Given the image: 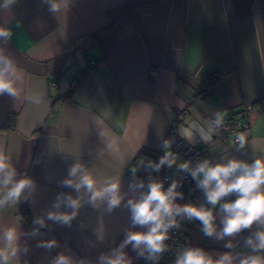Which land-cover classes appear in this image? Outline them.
I'll return each instance as SVG.
<instances>
[{
  "label": "crops",
  "instance_id": "0c3cea01",
  "mask_svg": "<svg viewBox=\"0 0 264 264\" xmlns=\"http://www.w3.org/2000/svg\"><path fill=\"white\" fill-rule=\"evenodd\" d=\"M0 27L12 31L0 46L19 75L18 95H0V155L10 159L17 180L34 184L16 205L0 204V230L15 227L20 234L22 251L13 264H53L58 254L95 264L127 231H143L131 226L125 206L143 190L130 185L151 170L147 163L161 157L165 140L171 146L172 126L201 149V160L264 157V0H71L55 14L47 0H0ZM214 74L220 79L207 85ZM217 113L249 123L244 149L231 138L215 140L210 121ZM8 115L13 128L2 127ZM201 129H211V140L201 139ZM173 154L175 173L185 159ZM77 162L98 181H120L119 207H94L83 191L62 186ZM60 193L83 197L70 226L47 220ZM204 203V197L193 202ZM37 217L46 219L45 227L34 225ZM216 222L220 227L219 216ZM180 227V249L199 247L214 256L250 254L245 240L259 230L254 224L218 241L203 234L199 221L180 220ZM229 239L232 249L224 248ZM51 240L54 247L40 246ZM124 251L132 264H155L131 245Z\"/></svg>",
  "mask_w": 264,
  "mask_h": 264
},
{
  "label": "clouds",
  "instance_id": "9594fccd",
  "mask_svg": "<svg viewBox=\"0 0 264 264\" xmlns=\"http://www.w3.org/2000/svg\"><path fill=\"white\" fill-rule=\"evenodd\" d=\"M6 4L13 0H5ZM49 11L59 13L70 5L71 0H47ZM10 28L0 27V41L7 42L11 39ZM19 80L17 65L14 59L0 46V95L7 94L11 97L18 95L15 87ZM39 103V100L35 101ZM223 116L216 114L214 124L220 127ZM186 138L192 136L190 130L182 133ZM201 139L211 140V129L208 132L200 130ZM233 143L237 150H242L247 144L245 133H236ZM111 147V146H110ZM164 154L158 162L151 160L147 168L159 172L162 167L172 168L176 165L177 157L168 151L170 142L165 140L162 144ZM178 170L187 172L196 181L198 189L202 190L206 204L176 203L183 199V193L178 192V183L173 181L166 189L158 180L134 182L130 185L133 192L139 191L134 198L127 199L125 206L130 211V221L133 228L140 227L143 231H127L122 243L110 253H102L95 264H132L124 249L131 245L137 256L158 261L160 256L168 251L165 241L169 239V230L180 226L178 217L182 219L197 220L200 222L201 231L207 237H214L218 241L233 237L243 230L250 229L254 224L257 231L250 235L245 244L251 253L247 255H234L230 251L216 256L199 247H184L178 250L174 264H264V157H254L251 162L237 158H223L220 162L213 163L203 159L192 167L185 161L178 165ZM136 170L133 169V176ZM16 169L10 159L0 155V204L16 205L26 190L34 187L30 178L16 179ZM62 186L73 189L80 194L87 195V202L97 206L98 202L106 203L110 212L119 207L125 196L121 193V183L113 177H106L98 181L89 169L77 162L70 166L68 177ZM234 197V199H229ZM83 197L60 193L53 204L54 211L47 213V220L62 225H71L79 208L82 206ZM210 205V207L206 206ZM71 209L70 212L59 211L61 207ZM220 217V227L217 217ZM39 227L46 226L44 217H37L33 221ZM38 228L33 229V234ZM20 234L15 227L0 230V264H13L18 260L22 251ZM55 240L41 242L40 246L52 248ZM224 248L232 249L233 243L229 239L224 243ZM26 253L27 249H23ZM145 253L147 254L145 256ZM53 264H75L74 260L65 254H58ZM81 264H84L81 261Z\"/></svg>",
  "mask_w": 264,
  "mask_h": 264
},
{
  "label": "built area",
  "instance_id": "2783aa9c",
  "mask_svg": "<svg viewBox=\"0 0 264 264\" xmlns=\"http://www.w3.org/2000/svg\"><path fill=\"white\" fill-rule=\"evenodd\" d=\"M214 121L215 119L210 121L211 128L214 133L215 140L220 143H227L229 138L234 141L236 133L244 132L249 128V123L240 118H234L226 121L223 120L220 127H216ZM169 134L172 136V143L168 151L181 155L185 161L190 162L191 166L195 167V165L201 161V149L182 139L177 134L175 126L170 128ZM163 154L164 151L161 153V156ZM159 158H157L155 162H158ZM136 179L138 182L141 180L144 181L145 184H147L150 180L161 181L164 184L165 189L173 181H176L178 183L177 191L183 193V205L193 204L196 199L203 197L202 190L197 188L196 181L193 180L189 173L180 170L173 173L167 166L162 167L159 172L152 169L140 172L136 176ZM177 219L180 224L181 219L179 217ZM182 220L191 223L198 222L197 220ZM183 237L184 231L180 226L178 228L170 229L169 239L165 241L168 251H165L160 256L159 260L155 261V264H173L176 253L183 245Z\"/></svg>",
  "mask_w": 264,
  "mask_h": 264
},
{
  "label": "trees",
  "instance_id": "16d2710c",
  "mask_svg": "<svg viewBox=\"0 0 264 264\" xmlns=\"http://www.w3.org/2000/svg\"><path fill=\"white\" fill-rule=\"evenodd\" d=\"M220 79L219 75H212L207 79V85H213ZM2 127L4 128H13L14 122H13V116L8 115L6 119L4 120ZM229 199H234V197H229Z\"/></svg>",
  "mask_w": 264,
  "mask_h": 264
}]
</instances>
